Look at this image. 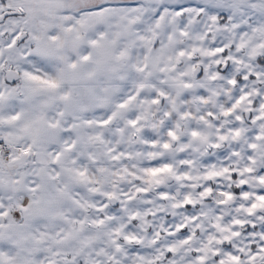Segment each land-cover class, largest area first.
Returning <instances> with one entry per match:
<instances>
[{
  "label": "snow or ice",
  "instance_id": "obj_1",
  "mask_svg": "<svg viewBox=\"0 0 264 264\" xmlns=\"http://www.w3.org/2000/svg\"><path fill=\"white\" fill-rule=\"evenodd\" d=\"M0 264H264V0H0Z\"/></svg>",
  "mask_w": 264,
  "mask_h": 264
}]
</instances>
